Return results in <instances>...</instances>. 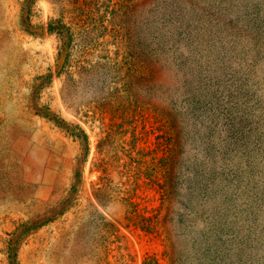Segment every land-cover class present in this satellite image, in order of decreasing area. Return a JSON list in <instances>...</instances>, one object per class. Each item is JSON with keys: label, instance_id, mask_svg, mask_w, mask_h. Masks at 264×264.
Wrapping results in <instances>:
<instances>
[{"label": "rangeland", "instance_id": "374dc122", "mask_svg": "<svg viewBox=\"0 0 264 264\" xmlns=\"http://www.w3.org/2000/svg\"><path fill=\"white\" fill-rule=\"evenodd\" d=\"M72 1L0 0V264H264V0H78L57 75Z\"/></svg>", "mask_w": 264, "mask_h": 264}, {"label": "trees", "instance_id": "16d2710c", "mask_svg": "<svg viewBox=\"0 0 264 264\" xmlns=\"http://www.w3.org/2000/svg\"><path fill=\"white\" fill-rule=\"evenodd\" d=\"M73 8H69L67 11L64 6L59 9L60 17L58 19H52L47 24V31L49 33H55L61 41L59 46V51L56 58V74L60 75L64 73L65 68L69 66V58L72 52V49L75 45L76 36H84L83 40L79 42L84 44V46L89 45L93 38V28L88 27L92 20V13L88 10L87 3L83 2L78 4V0H73ZM68 12L71 13L72 19L64 22V15H68ZM91 14V16H90ZM77 28V30H74ZM92 33V34H91ZM91 34V35H90ZM89 37V38H88ZM100 65V64H99ZM97 64H85L79 65L78 68L74 71L76 74L77 80L87 77L92 74L95 69L99 66ZM121 66L117 63L113 64V69L115 72V77H120L118 72L121 70ZM70 75V74H69ZM71 80V78H68ZM124 90V89H123ZM120 90H117L119 92Z\"/></svg>", "mask_w": 264, "mask_h": 264}]
</instances>
